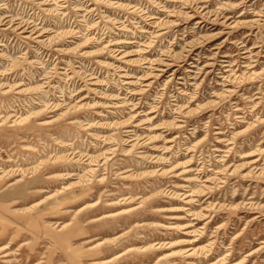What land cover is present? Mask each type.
Instances as JSON below:
<instances>
[{
	"label": "rangeland",
	"instance_id": "374dc122",
	"mask_svg": "<svg viewBox=\"0 0 264 264\" xmlns=\"http://www.w3.org/2000/svg\"><path fill=\"white\" fill-rule=\"evenodd\" d=\"M0 264H264V0H0Z\"/></svg>",
	"mask_w": 264,
	"mask_h": 264
}]
</instances>
